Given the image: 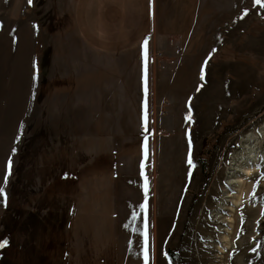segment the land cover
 <instances>
[{
    "label": "rangeland",
    "instance_id": "obj_1",
    "mask_svg": "<svg viewBox=\"0 0 264 264\" xmlns=\"http://www.w3.org/2000/svg\"><path fill=\"white\" fill-rule=\"evenodd\" d=\"M186 1L169 7L183 16L175 49L149 50L147 64L138 50L133 64V50L100 64L77 47L78 0H0V264H145V216L148 264L212 263L197 243L222 259V232L208 236L215 224L195 239L194 263L185 242L212 176L239 136L264 124V0H209V48L204 34L191 39L195 0ZM255 164L239 193L228 188L229 206L246 199L221 213L242 224L248 209L256 216L237 228L246 249L231 264L238 253L264 264V156Z\"/></svg>",
    "mask_w": 264,
    "mask_h": 264
},
{
    "label": "crops",
    "instance_id": "obj_2",
    "mask_svg": "<svg viewBox=\"0 0 264 264\" xmlns=\"http://www.w3.org/2000/svg\"><path fill=\"white\" fill-rule=\"evenodd\" d=\"M32 1L35 5L34 0ZM184 1L78 0L75 3L72 0L71 16L77 23V47L92 50L93 57L99 59L97 63L100 64L116 63L115 60L121 58L123 50H133L129 53V63L133 64L137 56L132 55L138 50L143 55L138 56L139 64H147L150 55L145 56V51L148 54L149 50L157 48L167 51L177 47L180 40L177 33L185 31L182 28L183 16L179 12L171 14L173 11H169V7L176 4L181 9ZM191 7L194 12L191 14V26H195L189 29L191 39H197L195 35L202 33V47L209 48V0H195Z\"/></svg>",
    "mask_w": 264,
    "mask_h": 264
},
{
    "label": "bare ground",
    "instance_id": "obj_3",
    "mask_svg": "<svg viewBox=\"0 0 264 264\" xmlns=\"http://www.w3.org/2000/svg\"><path fill=\"white\" fill-rule=\"evenodd\" d=\"M209 119H207V120H209ZM174 131H175V129H174ZM238 143L241 144V149L240 150H234L230 154V157L228 158V161L226 162L224 167L222 169H220V172H218L217 174L213 173L214 176H212L213 178H211L212 180L210 182V185L208 186V189L204 194V203H202L203 207L201 206L202 212L197 215L198 216L197 224H195V222H194L195 227L188 232L187 237H186L185 243L187 244V248L190 250V255H191V253L194 250H196L195 249V239L199 236L198 234L202 233V231L205 229L206 226L208 227V225H209L211 228H213L212 226L214 224L216 225L215 228L212 229V234H210L208 236H209V238L210 237L213 238V235L216 231L222 232L221 233L222 234V241H220V242L221 243L224 242V248H227V249L226 250L220 249L218 251L219 253H223V255L220 256L222 258L220 261L213 260V257L210 254V250L208 251L205 248H203L206 245L203 246L202 243H197V247L201 248V250L204 252L203 254H201V256L199 258L200 261H212V263H210V264H218V263L219 264H231L230 263V254L234 253L237 249H239L242 246V243H241L242 239L238 240V241L235 240L236 235H237V228H239V226L242 224L241 223L242 218H241V220L238 219L239 217H241V216H239L240 214H237L238 217H236V218H235V216H233L231 218L224 219V215H221V213L224 210H229L231 212H234V214H235L236 213V207H238L239 204H241V200L243 198L246 199L244 196L248 192L243 191L242 195H240L238 197V199L233 201V202H235L234 206H229L230 204H228L227 202H231V201H229L227 199L232 198V195L229 192L228 188L233 187L232 190H237L239 193L240 189H238L237 187L240 186V183H244L243 179L240 177L242 175H246L247 177L254 176V169H252V166L256 167L255 163L257 162V159L259 158V154L264 156V124L259 125V133L258 134H257V132L255 133V131H251L249 134L248 133L241 134L238 138ZM171 147H172V145H171ZM221 175H223V178L221 177ZM245 185H246L245 187L247 189L250 188V185H247V184H245ZM250 191H251V189H250ZM246 196H248V195H246ZM132 201H134V200H132ZM134 204L135 203H133V205ZM207 213H209V214H207ZM237 213H238V211H237ZM247 213H248V219L246 222L243 221L244 224L241 225V229L244 230L245 232H247L248 228L252 229L253 223L251 221L253 219H255V217H256L252 213L251 208L248 209ZM207 216L209 217L208 220H207ZM167 219H170V218H167ZM167 219H164V221L162 223L164 224V222H166ZM172 220H173V225L168 224V226L170 225L169 228H171V226L172 227H174L175 225L177 226V224L179 225L178 219L177 220L172 219ZM249 221H250V224L249 223L247 224V222H249ZM225 222L229 223V226H226V228H224V226H223V223H225ZM168 226H167V228H168ZM169 231L175 232V230H171V229ZM159 232H160V229L158 228V226L156 227V221H155L154 222V241H152L153 243L151 245L152 246V253L154 256H156V250H155V245H153V244H154L156 238L161 236V233L159 234ZM217 235H219V234H217ZM204 240H208V239L205 238ZM245 241L246 240H244V242ZM208 242L210 243L213 241L209 240ZM206 247H210V245H207ZM245 249H246V247H243L242 249L240 248L239 250L245 251ZM201 250L199 249V251H201ZM195 255H196V251H195L194 255H191V260L193 261V263L195 261ZM234 256H235V260L233 261L234 262L233 264H238V263L242 264V261L246 258V253H238ZM216 257H219V256H216ZM153 263L155 264V260L153 261Z\"/></svg>",
    "mask_w": 264,
    "mask_h": 264
},
{
    "label": "snow or ice",
    "instance_id": "obj_4",
    "mask_svg": "<svg viewBox=\"0 0 264 264\" xmlns=\"http://www.w3.org/2000/svg\"><path fill=\"white\" fill-rule=\"evenodd\" d=\"M29 2L31 3V0H29ZM256 3L257 4L261 3V0H256ZM144 46H145V49H146L147 48V40L144 41ZM145 56H146V51H145ZM201 78H203V76ZM145 92H147L146 78H145ZM145 107H146V103H145ZM144 119H145V128H146V121H147L146 114H145ZM13 151H15V149H13ZM146 155H147V151H146V144H145V156ZM188 163L190 165H193V160L191 158V155H189ZM7 167H8V174H10V172H11V159H9ZM141 167L143 168V164L141 165ZM7 179H8V175H5V178H4L5 183H7ZM145 195L147 196V182L145 183ZM0 196H3L5 198V200H6V193L4 192V188L3 187H0ZM146 203H147V200H145L144 204L140 205V208L142 210L145 208ZM138 215H139L138 213L133 211L132 219H131V223L132 224L135 223V220L137 219ZM125 227L128 228V227H130V225L126 224ZM147 228H148V222H147V217L145 216L144 217V229H143V233H142L143 238H144L143 251H144L145 264H148V259H149V256H148V233H147ZM132 231L139 232L140 230L135 228V227H133ZM7 244H8V241L6 239L5 240H0V248L5 247Z\"/></svg>",
    "mask_w": 264,
    "mask_h": 264
}]
</instances>
